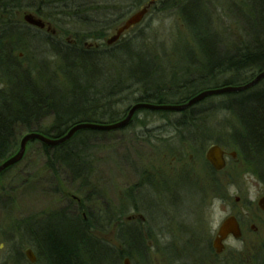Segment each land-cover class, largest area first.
Wrapping results in <instances>:
<instances>
[{
    "label": "rangeland",
    "instance_id": "rangeland-1",
    "mask_svg": "<svg viewBox=\"0 0 264 264\" xmlns=\"http://www.w3.org/2000/svg\"><path fill=\"white\" fill-rule=\"evenodd\" d=\"M4 1L9 2L10 6L19 4L16 3L18 0ZM19 1L25 10L15 9L16 17L13 19L16 27L25 29L18 37L22 38L21 43L27 45L18 47L12 54L19 65L28 68V62L35 64L41 60L51 65L56 62L54 52L50 49L53 44H70L77 47L80 44L76 38L86 35L82 46L89 50L98 48V51L104 53L99 56L100 60H104L101 61L102 65L104 64L102 77L107 82L95 93V96L101 99L104 95V102L98 105L104 106V116L117 115L120 121L126 119L130 109L139 104L136 101L146 95L145 93L151 96L157 90L165 94L167 104L155 105L184 103L188 94L174 95L175 92L172 91L185 84L178 90L186 94L191 89L192 85L188 87L191 79L197 81L196 79L203 78L201 76L208 75L207 67H212L219 58L214 56V47L231 53V50L235 52L233 48L239 42H250L243 19L239 18L235 10L241 7L243 12H246L244 0H198L197 4L187 8V22L174 0H73L66 9H57L56 4L45 6V15L42 14V18L49 22L53 29L35 28L24 20L27 15H37V7L42 0ZM138 2L140 4H137ZM147 6H150L149 13L143 21L126 33L117 44L108 46L107 41L116 34L124 21ZM62 10L65 14L59 16ZM7 14L8 11L6 14L0 13V25L10 19ZM101 30L107 31L105 35L100 33ZM197 35H200L198 41ZM96 38L101 40L97 41ZM126 45L132 48L140 47L144 62L147 57L154 62L151 67L153 70L130 73L131 78L149 84L148 90L138 87L131 93L129 88L127 89L136 82L124 73V62L117 63L118 60H113L118 59L116 54ZM125 58L120 56L121 61ZM132 59L139 62L137 57ZM51 70L57 74V69ZM100 74L97 73L98 76ZM252 76L250 73L244 74L235 81L236 85H243L242 83ZM233 77L234 74L231 73H215V79L195 84L196 87L194 86L191 92H195L197 96L209 89L234 85L231 84ZM119 85L120 88L123 87L122 91L119 89L118 93L110 96V88L115 91ZM261 90H264V82L243 93L210 97L194 105L187 112L195 110L196 117L199 118L196 121L199 123H194V127L189 125L186 135L189 132L217 135L221 137V145L227 147L229 152L237 151L238 146L232 136L243 129L236 119L239 117L235 108L238 100L234 95L243 96ZM168 93L171 94L167 95ZM226 106L229 109H226ZM231 109H234L233 112ZM184 114L186 111H139L128 128L103 131L101 137L90 140L89 149L83 154L87 163L78 164L73 159L75 170L68 168L61 161L56 163V170H52L42 143L30 142L22 160L0 176V264H28L22 257L27 248L26 240L14 231L16 225L27 220H42L50 213L63 211H67L71 217L74 211L83 216L82 206L85 207V215L94 221L92 238L106 248L109 245L108 249L115 252L119 249H129L121 240V232H127L128 229L140 231L138 217L146 218L148 222L145 231H150L156 236L153 240L156 249H147L149 240L142 239L146 250H143L142 254L131 252L132 264H225L223 261L227 264H264V212L257 210L261 195L255 202L248 200L243 182L245 174H249L256 178L259 182L257 187L260 188L264 185L263 171L260 170L259 174V169L253 165L255 169L251 172L243 162V157L238 155L237 161L229 160L225 173L214 175L205 160V150L213 142L207 143V148L203 151L204 141L200 140V137L192 140L195 145L188 143L189 140H182L186 135L179 128V123L186 121ZM27 134L24 129L17 130V146L2 164L19 153L21 141ZM191 155L193 159L190 158ZM255 161L264 168V155ZM74 171L82 174L78 175ZM148 176L153 179L147 181L150 186L142 192L135 190L139 182ZM181 178L185 180H180ZM167 180L172 187H177L173 193L177 199L175 205L170 203L171 193L164 192L167 187H162L159 183ZM233 184L238 187L239 195H230L227 191L228 186ZM197 188L201 189L202 194ZM261 191L263 193L264 189ZM133 194L140 196L134 199ZM216 197L230 206L229 216L236 215L247 221L243 249L229 247L233 253L228 251L219 258L213 256L207 248L215 236L209 231L207 210L212 199ZM237 197L241 199L240 203L236 202ZM70 209L73 211L70 212ZM108 214L114 217L111 223H106ZM148 214L149 219L146 216ZM130 216L137 217L136 221L128 222ZM120 220L124 224L123 227H120ZM165 222L171 223L175 234L173 231L171 234L170 225ZM251 226H255L258 231H252ZM180 227L182 232L189 234L188 238L179 236ZM188 242H192L191 246H188L189 250L185 248ZM119 262L115 264H124V260L119 259Z\"/></svg>",
    "mask_w": 264,
    "mask_h": 264
},
{
    "label": "trees",
    "instance_id": "trees-1",
    "mask_svg": "<svg viewBox=\"0 0 264 264\" xmlns=\"http://www.w3.org/2000/svg\"><path fill=\"white\" fill-rule=\"evenodd\" d=\"M56 1L57 9H66L73 0ZM196 1L198 0H174L178 3L185 22H187L186 17H188L186 14L187 8L192 4H197ZM51 2L49 1L46 4L52 6ZM16 3H19L18 6H10L9 2L0 0V13L6 14L8 11L9 14L7 15L10 16V19L3 21V24L0 25V34L3 35L0 36V165L17 146V130L24 129L26 133L35 132L49 138H60L80 122L115 124L121 120L113 114L104 116V112H102L104 106H101L104 102V95L102 99L95 96V93L101 89L99 87L106 85L107 82L102 77L104 76V64L102 65L101 61L104 60H100L101 57L99 56L104 53L98 51V48L89 50L82 46L86 35L76 38L81 47L70 44H53L50 49L54 52L56 62H52L51 65L43 60L35 64L31 61L28 62V68H22L19 65L12 54L18 47L27 45L21 43L22 38L18 37L20 33L25 32V29L16 27L13 19L16 17L14 15L15 9L21 11L25 8H23L21 1L18 0ZM244 4L246 12H243L241 7L235 10L240 16L239 18L243 19L245 24V28H243L247 38L250 37V42H247V40L244 43L239 42L233 48L235 52L231 50V53L226 50L220 51L217 46L214 47V56H219V58L216 63H213L212 67H207L208 75L201 76L203 78H198L197 81L191 79L188 82V87L192 85L191 89H194L195 84L199 82L215 79V73L234 74L231 82L234 85L229 86H238L235 81H238L239 77L246 73L253 74L250 79H246L242 83L246 84L258 72L264 70V0H244ZM37 10H39V5ZM64 14L65 12L62 10L61 14L58 15L64 16ZM106 32L105 30L100 31L104 35ZM199 36L197 35V41ZM25 37L27 38V33H25ZM96 40L99 41L101 38H96ZM3 41H9L10 43L5 44ZM122 55L126 57L124 61L120 59ZM117 56H119L118 59L114 56L115 59L113 60H118L117 63L124 62L122 63L124 64L122 66L123 71L130 78L132 71L153 70L151 67L154 66V62L149 57L144 62L140 47L132 48L126 45L124 49L122 48L116 54ZM132 57L139 58V62L134 61ZM52 68L57 69V74L51 70ZM98 72L101 73L99 76L97 75ZM94 79L95 81H93ZM131 79L136 82L134 85L127 87L131 93L135 92L138 87L148 90L149 84H144L143 81L133 77ZM107 84L109 86V83ZM184 85L177 86L172 92H175L174 95L180 96L188 94V99L183 101L185 103L196 96V93L191 92L193 89H190L186 94L178 90ZM122 88L119 85L117 90L115 88L114 91V89L111 90V87L110 96L118 93L119 89L121 92ZM145 94L136 103L167 104L164 98L165 94L161 91L156 90L154 95L151 96L148 93ZM234 97L238 100L235 108H237L236 111L239 117H236V119L238 123L242 124L243 131L235 132L232 136L233 140L235 139L241 151V157L246 158L248 161L259 160V157L264 155V90L251 92L243 96L234 95ZM100 103L101 105H98ZM226 109H229L228 106H226ZM234 109H231V112ZM187 111L184 114L186 121L183 120L181 121L182 124L179 123V128L183 130L185 135L189 131L186 130L187 127L189 125L194 127L193 121L199 119L196 117L195 110ZM189 120H192V122H189ZM175 127L177 129V126ZM102 133L85 130L78 133L66 144L55 148L42 144L43 151L50 161L48 165L52 170H56V163L61 161L68 168L75 170L72 164L73 159L78 164L87 163L83 154L89 149L88 143L93 138L101 137ZM180 134L183 135V133ZM192 135L198 134L189 132L187 136ZM256 163L258 162L255 161ZM75 173L82 174V172ZM81 213L85 214V207L83 206ZM107 217L106 223H111L114 217L112 218L110 215ZM93 224L94 221L91 217L87 216V219H85L80 214V216L74 218L70 217L67 211H63L50 213L40 221L21 222L18 226L16 225L14 231L22 237L25 231L31 232V237H33L37 247L42 252L41 256L44 264H115L119 262V259L122 261L124 257L132 256V254L128 255V251L124 253L110 251L108 249L109 245L106 248L104 245L97 243L90 234V232L93 233L92 230L95 228ZM128 231L130 232V229ZM122 241L124 246L127 247L130 243L133 245L139 243V239L130 237L129 233H127L126 239L123 238Z\"/></svg>",
    "mask_w": 264,
    "mask_h": 264
},
{
    "label": "water",
    "instance_id": "water-1",
    "mask_svg": "<svg viewBox=\"0 0 264 264\" xmlns=\"http://www.w3.org/2000/svg\"><path fill=\"white\" fill-rule=\"evenodd\" d=\"M149 7L150 6L142 8L137 13H135L132 17H130L123 26L117 29L116 34L107 41V45L112 46L116 44L124 33L129 31L132 27L140 24L145 18V16L149 13ZM25 20L27 23H29L32 26H35L41 29L45 27V24L42 21L37 20L32 15H27L25 17ZM263 79H264V72L260 73L251 83L247 84L246 86L224 87V88L205 91L195 96L194 98H192L189 102L182 104V105H155V104L139 103V104L134 105L130 109L126 119L118 123L104 124V125L103 124L79 123V124L74 125L68 131L66 135L60 138H49L39 133H28L21 141L19 153L16 156L7 160L5 163H3L0 166V174H2L4 171L13 167L14 165H16L22 160V158L25 155L27 146L30 142L39 141L46 146L56 147V146L62 145L70 141L73 138V136L80 131L92 130V131H99V132H103V131L108 132V131L121 130V129L128 127L133 117L136 115V113L141 110H148V111H154V112L181 113V112H184L190 109L194 105L204 101L205 99L209 97L226 95V94H231V93H241V92L247 91L255 87L256 85H258ZM206 159L208 160V162L212 164V166L217 171H222L225 168L224 152L219 146L211 147L206 153ZM229 233L234 234L236 237L240 236V228L234 217L229 218L223 224L220 230V235L222 236V240ZM219 242L220 241H216L214 243V247L217 250L218 254L222 253V250H223L221 243ZM27 254H28V257L32 261H34L31 251H28ZM125 264H129L128 260L126 261Z\"/></svg>",
    "mask_w": 264,
    "mask_h": 264
},
{
    "label": "flooded vegetation",
    "instance_id": "flooded-vegetation-1",
    "mask_svg": "<svg viewBox=\"0 0 264 264\" xmlns=\"http://www.w3.org/2000/svg\"><path fill=\"white\" fill-rule=\"evenodd\" d=\"M50 1H52L51 3H52V6H55V2H57V1H55V0H50ZM49 1H46V0H42V1H40L39 2V10H37V15H34V14H32V16H34L37 20H40V21H42L44 24H45V27L46 28H48V29H53V27L51 26V24L49 23V22H47L46 20H44L43 18H42V14H44L45 15V9H46V7L45 6H49V4H46V3H48ZM137 4H140L139 2L137 3ZM51 6V5H50ZM31 15V14H30ZM26 17V16H25ZM24 20H25V18H24ZM128 20V18L124 21V23L126 22ZM25 22H26V20H25ZM27 23V22H26ZM123 23V24H124ZM28 25H29V23H27ZM32 26V25H31ZM122 26V25H121ZM120 26V27H121ZM33 27H35V26H33ZM35 28H37V27H35ZM133 29V28H132ZM131 29V30H132ZM130 30V31H131ZM130 31H128V32H130ZM127 32V33H128ZM125 35V34H124ZM124 37V36H123ZM122 37V38H123ZM121 38V39H122ZM227 86V85H226ZM209 90H214V89H209ZM203 102V101H202ZM202 102H200V103H202ZM199 103V104H200ZM189 122H192V120L190 121L189 120ZM198 121H193V123H197ZM199 123V122H198ZM205 133V132H204ZM203 132H202V134H198V135H193V136H185V138H182V140L183 139H185V140H189L190 142H188V143H190V144H194L195 145V143L192 141V140H195V138L197 137H200V140H202V141H204V147H202V149H203V151L207 148L206 147V144L208 143H210L211 141L213 142L211 145H209V147L205 150V160L208 162V160L206 159V153H207V151L211 148V147H213V146H219L222 150H223V152H224V160H225V168L222 170V171H217L213 166H212V164L210 163V162H208L207 164L210 166V168H211V170H212V172H213V174L214 175H220V174H222V173H225L226 172V170H227V168L229 167V160L230 159H233V160H235V161H237V159H238V155H241V151H240V149H239V147H237L238 148V150L237 151H233V152H229V150L227 149V147H225V146H223V145H221V141H220V136H217V135H213V136H209L208 134H204ZM182 136V135H181ZM180 139H181V137H180ZM238 146V145H237ZM187 147H189V146H187ZM190 158L191 159H193V156L191 155L190 156ZM243 162L247 165V168L248 169H250V171L251 172H253L252 170H254L255 168H253V165H256L257 166V169H259V171H258V173L259 174H261V171L260 170H262L263 171V174H264V168L263 167H261V164L259 163H256L255 164V160L254 161H248L246 158H243ZM260 167V168H259ZM253 168V169H252ZM261 176V175H260ZM142 177H143V174H142ZM185 180V178H181L180 180ZM151 180H153L152 179V177L151 176H148V177H146V178H144V179H142L140 182H139V184L135 187V190H137V191H140V192H142V190H144L145 188H147L148 186H150V184H149V182H147V181H151ZM171 180V179H170ZM175 180V179H174ZM262 180H264V178H262ZM159 183L162 185V187H167L166 188V191H164V192H170L171 193V195H170V197H172V199H171V201H170V203H174V204H172V205H175V202H176V195H174L173 193L176 191V189H177V187L175 186V187H172L171 185V183L169 184V180H167V181H159ZM195 184V183H194ZM196 185V184H195ZM196 186H198V185H196ZM172 187V188H171ZM199 187V186H198ZM197 190H200V193L202 194V191H201V189H199V188H197ZM163 193V192H162ZM176 194V193H175ZM128 196H130V194H128ZM140 196V194H137V195H134L133 194V197H134V199L136 198V197H139ZM240 198L239 197H237L236 198V202L237 203H240ZM148 207H150V206H148ZM257 210L259 211V212H261V213H263L264 212V191H263V193L261 194V197H260V199H259V201H258V204H257ZM70 212L71 211H73V209L71 210H69ZM73 213V212H72ZM139 213V212H138ZM74 215L72 216V217H77L79 214H77V213H75V211H74V213H73ZM147 216V218L149 219L150 218V215L148 214V215H146ZM154 217H155V215H153ZM71 217V216H70ZM83 217L85 218V219H87V216L85 215V214H83ZM232 217H234L235 219H236V221H237V223H238V225H239V228H240V236L239 237H236L234 234H232V233H229L228 235H226V237H224V239L222 240V236L220 235V230H221V228H222V226H223V224L225 223V221L226 220H228L229 218H232ZM156 218V217H155ZM136 219H137V217H135V216H130V217H128V222H131V221H136ZM138 219H139V224H140V226H139V228L141 229L140 231L139 230H132V231H127V232H121V238L123 239V238H125L126 237V235H127V233H129L130 234V237H135V238H137V239H139V243H137L136 245H133L132 243H130V245L128 246L129 247V249L127 248V250H120L119 249V251L121 252V253H124L125 251H128V255H131L132 253L131 252H134V251H137V253L138 254H142V252H143V250L145 251L146 249H145V247L143 246V240L144 239H147V240H149V242H148V245L146 246V248L147 249H156V246L154 245L155 243H154V239L156 238V236L152 233V232H150V231H145V228L147 227V222L148 221H146V218H144L143 216H139L138 217ZM41 220V219H40ZM40 220H38V221H40ZM27 221H29V220H27ZM120 223V227H123L124 226V224H123V222L122 221H120L119 222ZM165 223H168L169 225H170V232H171V234H172V231H173V234H175V232H174V229H173V227L171 226V223H169V222H165ZM247 221L245 220V219H243V218H241V217H238V216H236V215H231V216H229L228 218H226L225 220H224V222L221 224V227H220V229H218L217 230V232H216V234H215V236L213 237V239H212V242L208 245V250L210 251V252H212V255L213 256H216L217 258H219V256H223V255H225V254H227V252L229 251V252H232L233 253V251H230L229 249V245L226 243V241L229 239V237H232V238H234V239H239V240H244L243 238H244V234H245V229L247 228ZM157 226H159V227H162L161 225H157ZM180 229V233H179V236H184V237H186V238H188V236H189V234H187V233H185V232H182V229H181V227L179 228ZM250 229L252 230V231H254V230H256V231H254V232H257L258 230L256 229V227L255 226H251L250 227ZM15 233V232H14ZM90 234H93L92 232H90ZM187 234V235H186ZM125 236V237H124ZM24 240H26V251H25V253L23 254V259H25L26 261H27V263L28 264H44L43 263V260H42V256H41V251L39 250V248L37 247V244L35 243V241H34V239H33V237H31V232L30 231H25V233H24V235H23V237H22ZM121 239V240H122ZM143 239V240H142ZM188 241V240H187ZM216 241H220L219 243H221V246H222V253H220V254H218L217 253V250L215 249V247H214V243L216 242ZM123 242V241H122ZM191 243L192 242H188L187 244H186V246H185V248H187L188 250L190 249V247H188V246H191ZM124 244V243H123ZM171 250L173 249V246L170 248ZM192 249V248H191ZM247 250H249V249H247ZM28 251H31V253H32V257L34 258V261H32L29 257H28ZM187 250L185 249V252H186ZM254 253H256V252H254ZM19 255V254H18ZM211 255V257H213ZM250 255H252V251L250 252ZM256 255V254H255ZM131 259H133L132 258V256H130V257H124L122 260H124V264L126 263V261L128 260V263L129 264H132L131 263ZM258 259V258H257ZM251 260V259H250ZM252 261H253V259H252ZM248 263H251L250 261H247ZM222 263H225V264H227L226 263V261H223ZM229 264H230V262H228ZM263 264V263H262Z\"/></svg>",
    "mask_w": 264,
    "mask_h": 264
},
{
    "label": "clouds",
    "instance_id": "clouds-1",
    "mask_svg": "<svg viewBox=\"0 0 264 264\" xmlns=\"http://www.w3.org/2000/svg\"><path fill=\"white\" fill-rule=\"evenodd\" d=\"M243 182L247 191L248 200L255 202L262 194L261 189H264V185H261L260 188H258L257 184L259 182L256 181L255 177L249 174H245V176L243 177ZM227 191L230 195H239V189L234 184L229 185ZM230 213L231 208L225 201H223L219 197L212 199L211 204L207 210L208 227L211 234H216L217 230L220 229L222 222H224L225 218L228 217ZM226 243L230 247L237 250H242L244 247V243L242 240L234 239L232 237H229Z\"/></svg>",
    "mask_w": 264,
    "mask_h": 264
},
{
    "label": "bare ground",
    "instance_id": "bare-ground-1",
    "mask_svg": "<svg viewBox=\"0 0 264 264\" xmlns=\"http://www.w3.org/2000/svg\"><path fill=\"white\" fill-rule=\"evenodd\" d=\"M262 72H264V70L263 71H260V72H258L249 82H247L246 84H243V85H241V86H246L247 84H249V83H251L260 73H262ZM262 82H264V79L259 83V84H261ZM258 84V85H259ZM258 85H256L255 87H253V88H251V89H254V88H256ZM241 86H239V87H241ZM251 89H249V90H251ZM248 90V91H249ZM254 93V92H253Z\"/></svg>",
    "mask_w": 264,
    "mask_h": 264
}]
</instances>
